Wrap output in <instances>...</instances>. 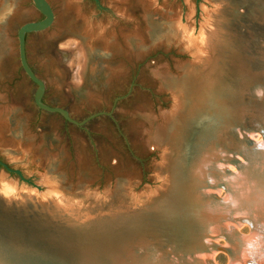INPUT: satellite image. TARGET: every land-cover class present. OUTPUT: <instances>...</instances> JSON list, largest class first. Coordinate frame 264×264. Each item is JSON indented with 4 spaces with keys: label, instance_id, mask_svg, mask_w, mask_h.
Masks as SVG:
<instances>
[{
    "label": "rangeland",
    "instance_id": "obj_1",
    "mask_svg": "<svg viewBox=\"0 0 264 264\" xmlns=\"http://www.w3.org/2000/svg\"><path fill=\"white\" fill-rule=\"evenodd\" d=\"M239 2L48 0L54 22L46 31L26 35L27 62L46 86L44 105L66 110L78 122L112 114L80 127L36 106L38 86L21 65L18 32L45 16L34 0H0V160L24 179L0 168L5 197H54L86 211L112 205L114 198L123 209L125 203L135 207L157 196L171 184L166 167L172 147L195 136L188 125L201 127L207 102L215 98L207 84L188 78L187 70L209 60V43L233 45L226 25L235 22V9L242 16L236 22L241 32H252V40L261 42L257 30L264 32V17ZM219 59L228 76L227 62ZM206 80L218 81L213 73ZM163 136L162 150L157 143ZM185 160L193 165L191 157ZM263 184L253 191L258 198ZM250 209L252 216L256 208ZM238 230L245 237L252 232L246 224ZM258 231L254 243L264 249L263 227ZM218 243L226 246L224 240ZM212 260L229 264L223 253Z\"/></svg>",
    "mask_w": 264,
    "mask_h": 264
},
{
    "label": "water",
    "instance_id": "obj_2",
    "mask_svg": "<svg viewBox=\"0 0 264 264\" xmlns=\"http://www.w3.org/2000/svg\"><path fill=\"white\" fill-rule=\"evenodd\" d=\"M255 1L257 6L240 0L239 6L264 17V0ZM34 3L45 20L22 26L18 40L22 68L38 86L36 106L80 127L111 116L101 112L78 122L68 111L43 104L46 86L27 62L26 35L48 30L54 13L48 0ZM232 16L235 22L226 26L233 45L209 43V60L202 58L195 69L187 70L193 82L209 86L215 100H208L201 127L188 125L194 139L187 137L183 147H172L166 167L171 184L157 196L140 200L139 206L125 203L121 209L114 198L112 205L86 211L64 199L24 193L7 198L0 190V264H214L217 253L228 255L229 264H264L263 246L253 252L259 224L253 216L238 213L230 186L250 171L264 179V32L256 31L261 40L256 43L252 32L243 33L236 24L242 20L238 9ZM220 57L229 66L228 76L218 67ZM210 73L217 77L216 84L207 82ZM157 146L163 150V143ZM185 157H191L192 166ZM222 162L226 167L220 169ZM228 166L237 169L239 178ZM0 168L23 179L1 160ZM31 186L45 192L37 184ZM221 191L226 193L223 198ZM244 224L252 230L247 241L238 230Z\"/></svg>",
    "mask_w": 264,
    "mask_h": 264
},
{
    "label": "bare ground",
    "instance_id": "obj_3",
    "mask_svg": "<svg viewBox=\"0 0 264 264\" xmlns=\"http://www.w3.org/2000/svg\"><path fill=\"white\" fill-rule=\"evenodd\" d=\"M184 138H186V137H184ZM166 140L167 139L163 136L160 143L161 144L163 143V145H164L166 143ZM224 165L225 164L222 162V164L219 166V168L220 169L223 168ZM235 174L237 177L239 176L238 172H236ZM169 177H170V180H169ZM169 177H168V180L171 182L172 177L171 176H169ZM262 183H264V179L251 178V177H247V175H246L245 178H242L240 180L235 181L230 186L232 187V191H233V204L238 208V210H239L238 213L247 214V211L251 210L250 207L256 208V211H255V213H253L252 216L258 222L259 228L263 227V230H264V193L261 192L262 195L260 194V197L258 198V196H257L258 194L253 192V191H255V189H258V187L261 186ZM262 187L264 188V184L262 185ZM160 190H158V191H160ZM257 203L260 204L261 206H259V205L257 206ZM262 233L264 235V232H262ZM258 234H261V233L258 232ZM250 239H251L250 237H245L246 241L250 240ZM259 247L260 246L256 245L253 249V252L256 253V250Z\"/></svg>",
    "mask_w": 264,
    "mask_h": 264
},
{
    "label": "flooded vegetation",
    "instance_id": "obj_4",
    "mask_svg": "<svg viewBox=\"0 0 264 264\" xmlns=\"http://www.w3.org/2000/svg\"><path fill=\"white\" fill-rule=\"evenodd\" d=\"M42 102H43V99H42Z\"/></svg>",
    "mask_w": 264,
    "mask_h": 264
}]
</instances>
